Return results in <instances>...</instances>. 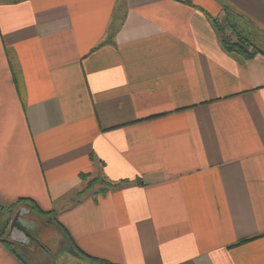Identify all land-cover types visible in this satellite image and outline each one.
<instances>
[{"label":"crops","instance_id":"crops-1","mask_svg":"<svg viewBox=\"0 0 264 264\" xmlns=\"http://www.w3.org/2000/svg\"><path fill=\"white\" fill-rule=\"evenodd\" d=\"M21 200L99 261L264 264V0H0V207ZM0 264H23L1 239Z\"/></svg>","mask_w":264,"mask_h":264},{"label":"rangeland","instance_id":"rangeland-1","mask_svg":"<svg viewBox=\"0 0 264 264\" xmlns=\"http://www.w3.org/2000/svg\"><path fill=\"white\" fill-rule=\"evenodd\" d=\"M120 18V17H119ZM118 18V19H119ZM115 22V25L119 20ZM219 20V19H218ZM217 25L222 28V36L227 39L232 44H235L239 41L238 37L235 36L236 27L232 23L218 21ZM248 52L252 53L253 49L248 48ZM82 179V178H81ZM97 179L96 184H101L104 186V190L110 188V184L105 182L103 178H88L86 181L87 184L93 180ZM87 186V185H86ZM24 206V205H23ZM27 209L31 211L28 215V219L33 222V232L32 234L36 237L38 236L39 242L36 244L30 243L28 246H21L16 244L15 251L22 258L24 264H77L79 262L80 256L77 255L72 248V239L69 233L57 223L55 215H45L41 214L37 209H34L32 204H25ZM12 211V212H11ZM15 210H0V235L1 238L7 240L6 233L8 232L9 225L13 216L15 215ZM9 224L4 227L5 223ZM32 227V226H31ZM67 233V234H66ZM72 242H71V241ZM8 242L11 240L8 239ZM15 244V243H14ZM75 245V244H74ZM14 247V246H13ZM26 247H30L35 251H31ZM83 258V257H82ZM91 261V260H90Z\"/></svg>","mask_w":264,"mask_h":264},{"label":"trees","instance_id":"trees-1","mask_svg":"<svg viewBox=\"0 0 264 264\" xmlns=\"http://www.w3.org/2000/svg\"><path fill=\"white\" fill-rule=\"evenodd\" d=\"M213 21V23H214V26H215V29H216V31L220 34V36H221V44H222V47L224 48V50L225 51H227V52H229V53H231V54H237V55H239V56H241V57H243V58H245V59H252V58H254L256 55H258V54H260L261 53V51L260 50H258L247 38H245V37H242L240 34H238L237 33V36L236 37H238V39H239V41L237 42V43H235V44H232L230 41H229V39H227L226 37L224 38L223 36H222V34H223V30H222V28L221 27H219L218 25H217V23L214 21V20H212ZM248 48H252L253 49V52L252 53H250V52H248ZM14 81H15V83H16V85H18V78L15 76V79H14ZM91 177V175H82L81 176V178L83 179V180H87L88 178H90ZM96 181H98L97 179H93V180H91L88 184H87V186H86V188H85V190L83 191V192H85V191H87V190H90V189H92L94 186H95V182ZM83 192H81V193H83ZM81 193H79V194H81ZM20 202H28V203H31L32 204V206L34 207V209H37L38 210V208L33 204V202L32 201H29V200H21ZM14 208V207H13ZM13 208L11 207V208H9V209H6V210H13ZM0 210H4L2 207H0ZM12 212V211H11ZM40 212V211H39ZM40 213H42V212H40ZM49 214H51V213H47V215H49ZM46 215V214H45ZM9 224V222L7 223H5L4 224V227H6L7 225ZM67 234V233H66ZM0 239L2 240V243H3V245L12 253V254H14L22 263L24 262L23 260H22V258L16 253V251H15V249H14V243L12 242V241H10V242H8L7 240H8V238H7V240H4V239H2L1 238V235H0ZM71 241V240H70ZM72 242V241H71ZM73 245H72V248H73V251L77 254V255H79L80 257H83V258H86V259H88V260H91V261H93V262H99L100 264H112V263H109V262H107V261H99V260H97V259H94V258H92V257H90L89 255H87V254H85L83 251H81L79 248H77L76 247V245H74V243H72ZM24 264V263H23Z\"/></svg>","mask_w":264,"mask_h":264},{"label":"water","instance_id":"water-1","mask_svg":"<svg viewBox=\"0 0 264 264\" xmlns=\"http://www.w3.org/2000/svg\"><path fill=\"white\" fill-rule=\"evenodd\" d=\"M30 213L31 211L26 207H20L15 212L7 232V238L13 243L28 246L32 241H36L32 236L33 222L28 219Z\"/></svg>","mask_w":264,"mask_h":264},{"label":"flooded vegetation","instance_id":"flooded-vegetation-1","mask_svg":"<svg viewBox=\"0 0 264 264\" xmlns=\"http://www.w3.org/2000/svg\"><path fill=\"white\" fill-rule=\"evenodd\" d=\"M13 217H14V216H13ZM8 229H9V228H8ZM32 232H33V230H32ZM6 234H7V233H6ZM32 236L36 238V241H32V244H36V243H38V240H37V239H38V236L36 237V234H35V235L32 234ZM36 245H37V244H36ZM26 248H29V247H26Z\"/></svg>","mask_w":264,"mask_h":264}]
</instances>
